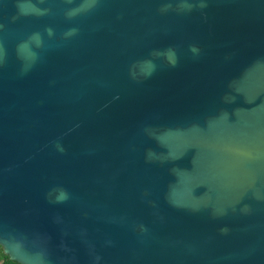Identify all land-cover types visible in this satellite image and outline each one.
Here are the masks:
<instances>
[{"label":"water","instance_id":"water-1","mask_svg":"<svg viewBox=\"0 0 264 264\" xmlns=\"http://www.w3.org/2000/svg\"><path fill=\"white\" fill-rule=\"evenodd\" d=\"M0 246L264 264V0H0Z\"/></svg>","mask_w":264,"mask_h":264},{"label":"clouds","instance_id":"clouds-1","mask_svg":"<svg viewBox=\"0 0 264 264\" xmlns=\"http://www.w3.org/2000/svg\"><path fill=\"white\" fill-rule=\"evenodd\" d=\"M0 264H8V257H6L2 252H0Z\"/></svg>","mask_w":264,"mask_h":264},{"label":"trees","instance_id":"trees-1","mask_svg":"<svg viewBox=\"0 0 264 264\" xmlns=\"http://www.w3.org/2000/svg\"><path fill=\"white\" fill-rule=\"evenodd\" d=\"M0 252H2L6 257H8V264H20L17 261L10 259L9 256L3 252V249L1 246H0Z\"/></svg>","mask_w":264,"mask_h":264}]
</instances>
